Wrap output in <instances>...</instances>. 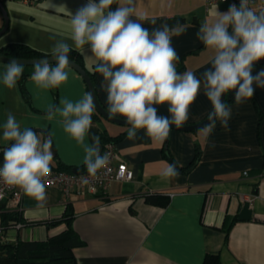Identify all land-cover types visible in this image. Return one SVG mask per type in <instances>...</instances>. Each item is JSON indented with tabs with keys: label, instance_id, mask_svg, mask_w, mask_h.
<instances>
[{
	"label": "crops",
	"instance_id": "obj_1",
	"mask_svg": "<svg viewBox=\"0 0 264 264\" xmlns=\"http://www.w3.org/2000/svg\"><path fill=\"white\" fill-rule=\"evenodd\" d=\"M85 2L22 0L31 14L27 15L31 16V24L21 34L9 37L0 48L20 42L51 53L57 41H65L77 49L71 39V16ZM122 2L119 0L118 6ZM228 7L227 3L208 4L206 0H135L138 15L158 17L155 25L141 21L150 31L168 25L173 17L188 20L175 29L183 30L182 34L172 35V45L179 55L176 68L179 72L191 70L198 77L210 67L208 61L214 53L196 38V33L206 19L214 18L217 8L223 12ZM194 20L199 23H193ZM78 50L89 68L97 63L92 55ZM7 64L0 61V73ZM22 66V75H29L26 82L29 100L24 97L19 80L11 89L0 84V124L12 113L22 128L43 130L42 142L48 137L52 140L56 151L52 167L85 170L83 148L64 132L62 118L57 116L50 121L45 115L48 105L62 107L61 99L76 101L89 92L85 79L69 65L66 83L40 90L31 81L34 66ZM261 68L264 64L255 65L253 74ZM102 81V75L97 73V96L107 110ZM234 96V90L227 92L226 98L230 100L227 104L232 108L227 129L219 121L210 134L205 127L195 131L171 128L163 146L143 129L130 140L129 126L92 116L93 125L85 143L91 145L92 137L103 129L112 135L125 133L117 143L116 163L125 162L133 170L134 178L113 181L94 193H74L69 197L58 188L46 186V200L41 205L23 192L20 210L27 223L22 229L8 231L6 238L44 240L57 235L66 229V224L49 226L47 222L61 218L68 206L73 205L74 228L85 241L84 246L74 250L77 264H202L207 254H218L222 264H264V88H256L253 97L239 105ZM156 107L158 115H169L167 104ZM210 110V101L201 90L189 107L185 124L203 121ZM4 143L0 141V164ZM198 145L202 147V157L194 169L188 173L179 170V175L171 180L160 177L167 163L177 161L180 168L187 167ZM99 147L102 153L101 142ZM150 193L166 194L170 202L165 207L150 204L146 200ZM254 195L258 197L251 205L253 218L239 220L246 198Z\"/></svg>",
	"mask_w": 264,
	"mask_h": 264
},
{
	"label": "clouds",
	"instance_id": "obj_2",
	"mask_svg": "<svg viewBox=\"0 0 264 264\" xmlns=\"http://www.w3.org/2000/svg\"><path fill=\"white\" fill-rule=\"evenodd\" d=\"M116 2L86 0L71 16V39L77 49L96 59L95 71L102 75L101 87L107 93V115L126 118L128 139H135L137 131L143 129L163 146L171 127H182L189 119V107L201 90L211 104L206 113L208 134L217 121L227 129L232 108L224 101V94L234 90L239 105L253 97L256 88H264V68L253 74L256 63L264 59V10H254L249 0H240L239 6L232 3L223 12L217 8L214 18L200 25L196 38L214 53L202 77L176 68L179 55L172 45V35H180L183 30L175 31L165 24L150 31L141 21L155 25L158 17L138 15L135 0H123L113 9ZM70 50L67 42L57 41L51 59L35 63L31 81L38 89L57 88L69 80L66 69ZM23 72L21 63L9 61L0 73V84L16 87ZM163 104L168 105L167 116L158 115L156 105ZM60 105H48L46 118H62L64 132L83 148L87 174L95 177L108 166L110 156L101 155L99 136L92 137L91 145L85 143L93 125L94 97L85 92L76 101L61 99ZM44 135L37 128H22L12 113L0 124V141L5 142L0 181L19 187L38 205L46 200L43 178L51 173L54 158L53 142L50 138L42 142ZM179 168L177 161L167 163L159 175L164 180L174 179ZM81 182L89 183L85 177Z\"/></svg>",
	"mask_w": 264,
	"mask_h": 264
},
{
	"label": "trees",
	"instance_id": "obj_3",
	"mask_svg": "<svg viewBox=\"0 0 264 264\" xmlns=\"http://www.w3.org/2000/svg\"><path fill=\"white\" fill-rule=\"evenodd\" d=\"M118 3L119 0L112 5V8L115 9ZM187 21L188 20L184 17H173L170 18L168 26L170 29L175 30ZM192 22L196 24L199 23L197 20ZM70 49L68 54L69 59L78 63L88 72L96 91L97 72L95 71V64L92 68H89L83 54L78 49L72 47H70ZM0 54L13 58L25 59L50 56V53L39 51L28 44L20 42L8 43L0 48ZM28 78L29 75L25 74L19 79L21 91L27 100H29L30 97L26 88ZM229 101L230 100L226 98L225 102L227 103ZM92 116L96 120L103 118L96 108ZM98 136L104 147L108 142H120L124 138L125 133L112 135L106 129H103L98 132ZM166 155L168 156L167 152ZM201 157L202 147L198 145L196 155L192 162L185 168H179V170L184 173L190 172L197 166ZM56 169L70 171L68 167L62 165L56 167ZM146 200L150 204L165 207L170 202V196L162 193H150ZM75 216L74 206L69 205L61 218L47 222L49 226H57L65 223L66 229L61 233L49 236L44 240H26L22 238L9 240L6 238L7 232L14 229L17 223L23 222L26 224L27 222L21 210L10 209L7 208L5 204H0V226L3 229L2 237L4 238H0V264H77L74 250L77 247L84 246L85 241L74 228ZM202 264H222V262L218 254H207Z\"/></svg>",
	"mask_w": 264,
	"mask_h": 264
},
{
	"label": "built area",
	"instance_id": "obj_4",
	"mask_svg": "<svg viewBox=\"0 0 264 264\" xmlns=\"http://www.w3.org/2000/svg\"><path fill=\"white\" fill-rule=\"evenodd\" d=\"M25 3H32L33 0H23ZM208 4L213 3H235L239 6L240 0H206ZM249 6L254 10H264V3H259L258 0H249ZM108 153L110 156L109 164L106 168L97 172L96 176L87 174V169L80 173H74L67 170H59L51 166L52 171L49 176L43 178L45 186L58 188L67 197L72 194H83L84 192L94 193L98 189L107 188L113 181H130L134 178V172L125 162L116 163L117 143L108 142L102 149L101 155ZM247 174V172H245ZM88 179V184H82L81 178ZM257 195L247 197L246 202L252 205L257 198ZM262 197V196H261ZM23 190L19 187L6 185L0 181V204H5L7 208L20 210L22 208ZM264 204V197H262ZM245 202V203H246ZM209 203V200H208ZM207 203V204H208ZM244 203V204H245ZM26 224L23 222L17 223L14 228L22 229ZM3 229L0 226V238L2 237Z\"/></svg>",
	"mask_w": 264,
	"mask_h": 264
},
{
	"label": "water",
	"instance_id": "obj_5",
	"mask_svg": "<svg viewBox=\"0 0 264 264\" xmlns=\"http://www.w3.org/2000/svg\"><path fill=\"white\" fill-rule=\"evenodd\" d=\"M0 9L4 12V17H5L4 26L0 30V36H1L9 28V17L7 15L6 8H5V6H4V4L2 3L1 0H0ZM45 58L51 59L50 56L25 59V58H13V57H9V56L0 54V61L8 63L9 61L15 60V61H18L19 63H21L22 65H25V66H35L36 62H38L39 60L45 59ZM257 64H264V59H261L260 61H258L256 63V65ZM70 66L74 67L83 76V78L85 79V81H86V83L88 85V88H89V92H91L93 97H94V103L96 105L95 108L102 115V117L107 119V120H109V121H111V122H114V123H117V124H120V125L129 126L126 123V118H120V117H117V116L115 118H110L107 115V110L102 105V103L99 101L98 96H97L96 91H95V88L93 86V83L91 81V78H90L88 72L82 66H80L78 63H76L75 61L70 60ZM226 96H227V92L223 96L224 101H226ZM207 123H208L207 120L204 119L203 121H201V122H199L197 124H188V125L184 124L182 127L173 126L171 128L172 129H176V130H183V131H195V130L204 128ZM47 137H48V135H47ZM52 150H53L54 155H55L56 151H55L54 146H52ZM72 172L80 173L81 170L78 167H75V168L72 169ZM252 218H253V209L251 208L250 203L246 202L243 205V207H242V209H241V211L239 213L238 219L239 220H251Z\"/></svg>",
	"mask_w": 264,
	"mask_h": 264
},
{
	"label": "rangeland",
	"instance_id": "obj_6",
	"mask_svg": "<svg viewBox=\"0 0 264 264\" xmlns=\"http://www.w3.org/2000/svg\"><path fill=\"white\" fill-rule=\"evenodd\" d=\"M1 1L3 4H5L4 6L9 17V28L3 35L0 36V45L12 35H16L18 33L21 34L25 29H27V26L29 27V25L31 24V22H29L31 20V16H27L31 14L28 13L27 7L24 6L22 0ZM4 23V12L0 9V30L3 28Z\"/></svg>",
	"mask_w": 264,
	"mask_h": 264
}]
</instances>
